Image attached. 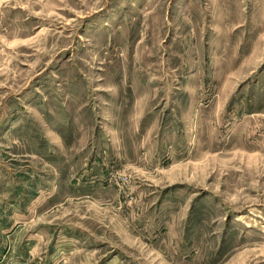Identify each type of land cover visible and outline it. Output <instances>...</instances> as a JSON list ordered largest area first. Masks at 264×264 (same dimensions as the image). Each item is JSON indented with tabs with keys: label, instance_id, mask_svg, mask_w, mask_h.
I'll use <instances>...</instances> for the list:
<instances>
[{
	"label": "rangeland",
	"instance_id": "374dc122",
	"mask_svg": "<svg viewBox=\"0 0 264 264\" xmlns=\"http://www.w3.org/2000/svg\"><path fill=\"white\" fill-rule=\"evenodd\" d=\"M0 264H264V0H0Z\"/></svg>",
	"mask_w": 264,
	"mask_h": 264
}]
</instances>
